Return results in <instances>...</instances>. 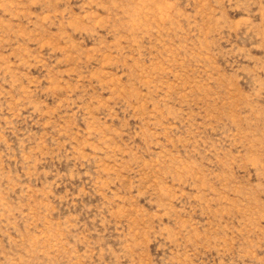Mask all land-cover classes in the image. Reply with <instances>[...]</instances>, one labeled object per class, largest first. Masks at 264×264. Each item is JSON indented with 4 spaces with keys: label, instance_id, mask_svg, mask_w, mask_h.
Wrapping results in <instances>:
<instances>
[{
    "label": "rangeland",
    "instance_id": "rangeland-1",
    "mask_svg": "<svg viewBox=\"0 0 264 264\" xmlns=\"http://www.w3.org/2000/svg\"><path fill=\"white\" fill-rule=\"evenodd\" d=\"M0 264H264V0H0Z\"/></svg>",
    "mask_w": 264,
    "mask_h": 264
}]
</instances>
